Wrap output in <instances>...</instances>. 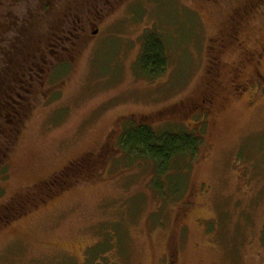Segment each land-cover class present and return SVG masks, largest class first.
Instances as JSON below:
<instances>
[{
  "label": "rangeland",
  "instance_id": "374dc122",
  "mask_svg": "<svg viewBox=\"0 0 264 264\" xmlns=\"http://www.w3.org/2000/svg\"><path fill=\"white\" fill-rule=\"evenodd\" d=\"M104 10L52 56L43 87H29V114L0 166V204L85 154L105 150L104 166L3 226L0 264H264V0H119ZM154 37L165 63L151 79L138 61ZM235 43L262 56L242 63L240 94L208 109L207 60L227 72L240 64ZM133 124L202 136L198 162L153 182L152 163L119 147Z\"/></svg>",
  "mask_w": 264,
  "mask_h": 264
},
{
  "label": "trees",
  "instance_id": "16d2710c",
  "mask_svg": "<svg viewBox=\"0 0 264 264\" xmlns=\"http://www.w3.org/2000/svg\"><path fill=\"white\" fill-rule=\"evenodd\" d=\"M118 1L0 0V74L1 69L4 71V78L0 75V166L5 163L29 114L31 105L27 101L30 100L31 89L28 79L35 64L52 63L53 57L58 62L61 54L68 50L67 40L72 36L78 37L85 23L93 19L98 9L104 8L100 15L105 16ZM22 3L25 9L19 12ZM208 52L211 53L210 49ZM164 63L157 39L146 40L138 61L140 71L154 79L164 71ZM207 63L200 85L202 88L199 89H203L202 106L207 104L210 109L220 105V101H226L227 94L224 92L229 87L218 75V63H209V60ZM191 104L193 108L197 107V104ZM202 139V136L182 132L156 134L147 126L133 124L123 129L119 147L128 157L152 163V180L161 182L163 176H167L169 181L171 171L176 173L185 169L180 162H198ZM105 154V150L85 154L50 178L0 204V229L29 214L46 200L95 178L101 170L100 166H104ZM156 184V190L161 191L163 184Z\"/></svg>",
  "mask_w": 264,
  "mask_h": 264
},
{
  "label": "flooded vegetation",
  "instance_id": "af4514ba",
  "mask_svg": "<svg viewBox=\"0 0 264 264\" xmlns=\"http://www.w3.org/2000/svg\"><path fill=\"white\" fill-rule=\"evenodd\" d=\"M214 40H212V41H214ZM220 41H222V39H220ZM228 43H229L230 47H233L234 41H230L229 40ZM235 46H238V48L242 49V51H240V55H239V57H241V60L238 62L240 64H238V65H236L234 67L230 66L231 69H229L230 67L228 66L229 70H227V72H225V70H222V68H220L222 66H220L221 64L217 62V59H216L214 54H213L214 55L213 58L211 56L212 60L209 59V63H218V66H220V67H216V69L218 68V71L220 70L219 71L220 74L218 73L219 77L229 87V90L227 92L226 91L224 92V94H227L226 95L227 99L232 98L235 95V92L240 94L241 91H242V88H243L242 84L243 83L240 84L241 82L239 81L241 76H242L241 74L243 73V70L241 68L242 63H253V62L249 61L251 58H254L255 56L256 57L258 56V58H260L262 56L257 50H255L254 52H247L244 44L235 43ZM220 47H222V44L220 45ZM209 49H210L211 55H212V51L216 50V47H214L213 44H212L211 46H209ZM219 62H221V60ZM236 62H234V63H236ZM255 63H260V62H259V60H256ZM248 65H252V64H248ZM53 66L54 65H52L51 63H36L35 66H34V70H32L33 73H32V75H30V77L28 79V81L30 82V87H35V86H33V84H35V85L39 84L40 88H42L43 84H44V76H45V75H42L43 74V70L42 69H46L47 68V72H48V71H50L53 68ZM224 74H225V76L227 75L229 77L230 82L225 81L223 79ZM258 75L260 76L259 72H258Z\"/></svg>",
  "mask_w": 264,
  "mask_h": 264
}]
</instances>
